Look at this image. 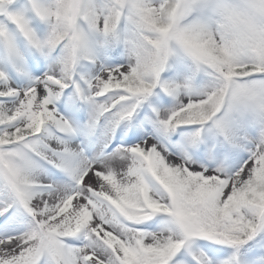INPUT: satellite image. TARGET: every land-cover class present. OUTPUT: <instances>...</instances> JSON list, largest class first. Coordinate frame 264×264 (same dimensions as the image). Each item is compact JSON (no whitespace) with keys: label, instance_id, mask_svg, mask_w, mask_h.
Instances as JSON below:
<instances>
[{"label":"snow or ice","instance_id":"6c2138e0","mask_svg":"<svg viewBox=\"0 0 264 264\" xmlns=\"http://www.w3.org/2000/svg\"><path fill=\"white\" fill-rule=\"evenodd\" d=\"M0 264H264V0H0Z\"/></svg>","mask_w":264,"mask_h":264}]
</instances>
